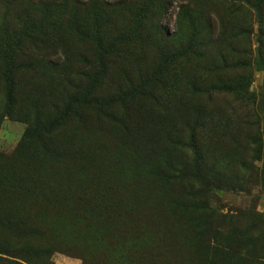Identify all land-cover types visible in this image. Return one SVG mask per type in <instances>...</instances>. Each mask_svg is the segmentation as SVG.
<instances>
[{
    "label": "rangeland",
    "instance_id": "rangeland-1",
    "mask_svg": "<svg viewBox=\"0 0 264 264\" xmlns=\"http://www.w3.org/2000/svg\"><path fill=\"white\" fill-rule=\"evenodd\" d=\"M39 1L0 0V244L46 253L0 264H205L173 202L264 235V0Z\"/></svg>",
    "mask_w": 264,
    "mask_h": 264
},
{
    "label": "trees",
    "instance_id": "trees-1",
    "mask_svg": "<svg viewBox=\"0 0 264 264\" xmlns=\"http://www.w3.org/2000/svg\"><path fill=\"white\" fill-rule=\"evenodd\" d=\"M35 5L42 6L38 10L42 14L59 8L77 12L85 6L79 0H46L36 2ZM104 13L101 7H94L89 16L95 19ZM54 120L51 117L44 120L43 117L35 115L28 123L33 131H37L44 127H52L57 122ZM25 135L27 137L29 132ZM192 150L194 152L193 168H197L196 171L200 172L203 169L200 154L195 146H192ZM211 174L207 181L211 180ZM172 210L185 217L188 227L194 234L198 253L205 264H264V235L258 231L255 222L237 228L232 225L231 219H228L226 215L217 216L208 207L194 202H173ZM45 253V251L25 248L11 250L0 244V256L23 260L26 257H37Z\"/></svg>",
    "mask_w": 264,
    "mask_h": 264
},
{
    "label": "bare ground",
    "instance_id": "bare-ground-1",
    "mask_svg": "<svg viewBox=\"0 0 264 264\" xmlns=\"http://www.w3.org/2000/svg\"><path fill=\"white\" fill-rule=\"evenodd\" d=\"M121 187H122V186H121ZM134 187H135V186H134ZM129 188H130V187H129ZM126 189H127V188H126ZM131 189H132V188H131ZM122 191H123V190H122ZM126 191H127V190H126ZM130 191H131V190H130ZM121 193H122V192H121ZM134 195H135V194H134ZM127 197H128V196H127ZM130 198H131V197H130ZM127 199H128V198H127ZM112 203H113V202H112ZM118 203H119V201H118ZM130 203H132V202H130ZM130 203H129V204H130ZM121 207H122V206H121ZM127 207H128V206H127ZM124 209H125V208H124ZM124 209H123V210H124Z\"/></svg>",
    "mask_w": 264,
    "mask_h": 264
}]
</instances>
